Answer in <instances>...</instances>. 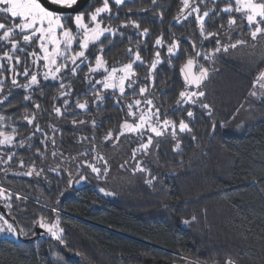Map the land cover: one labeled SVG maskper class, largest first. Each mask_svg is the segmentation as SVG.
Here are the masks:
<instances>
[{
	"label": "trees",
	"instance_id": "trees-1",
	"mask_svg": "<svg viewBox=\"0 0 264 264\" xmlns=\"http://www.w3.org/2000/svg\"><path fill=\"white\" fill-rule=\"evenodd\" d=\"M109 2L113 15H118V19L110 21L114 28L121 26L122 22L135 20L141 30L150 29L148 37H140L135 29L121 26L119 30L125 33L123 38L115 37L113 46L105 41L104 57L109 66L116 62L127 63L129 54L126 49L135 51L134 46L140 42L145 65H134L139 83H144L147 65L155 51H160L162 59H167L166 47H155V39L163 33L165 44L171 43L173 36L180 41V59L172 60L174 67L167 63L158 65L155 88H150V92L155 97L156 107L161 110V120L169 118L178 124L183 119L191 132L177 129L175 139L170 135L154 136L153 146L147 154L137 153L133 159V150L140 143L138 137L127 133L119 136V140L115 137L128 118L126 104L135 99L142 100V97L126 91L117 104L110 92H104V101H95L93 93L88 91L89 85L84 77L88 68L84 66L71 81L72 95L67 97L69 107L59 118L53 112V105L62 107L65 97L53 100V96L59 94L57 81L41 79L43 95L40 90L32 91V99L40 104V110L24 100L27 90L14 88L8 101L0 105V114L11 117L9 123H14L19 130L18 140L32 134L34 124L28 125L22 117L34 112L49 136L53 133L48 125H54L59 131L55 133L56 145L49 142L47 149L41 146L43 137L37 133L30 141L34 145L32 149L26 144L23 148H4L0 153H16V158L8 164L0 162V183L27 197L26 200H17L14 193L11 212L29 231V236H21L23 239L19 241L0 239V264H54V251L70 257L73 264H170L173 261L186 263L185 258L195 264V260L224 264L228 257L236 264H264V100L248 96L255 77L264 69V60L259 57L260 52L257 54L258 48L245 57L247 52H242L241 56L240 53L234 55L233 50L228 55L219 56L215 62L200 59L206 67L215 69L205 84L204 103L214 109L209 117L198 105H176L179 91L184 88L179 68L188 54L195 56L192 42L200 51L215 47L212 39L201 43L195 15L186 14L187 19L184 16L170 24L181 13V0H157L155 5L152 0H128L119 8L112 0ZM93 6H100V0H93ZM208 6H212L211 0ZM223 6L224 0L216 4L217 8ZM161 12L162 20L158 15ZM235 15L239 19V14ZM228 19L227 14L220 13L212 23H206L208 31L220 32L222 43H228V39L220 26H227ZM3 22L11 25L6 19ZM105 23H109L106 18ZM238 30L229 33L233 41L249 39L247 25L242 36ZM7 50L0 48V56ZM20 71H23L22 67ZM94 79H101V76L96 75ZM19 81L24 83V77H19ZM5 87H11L10 79L5 82ZM96 88L101 89L102 85H96ZM77 98L81 102L88 101L86 110L76 108ZM237 109L239 116L235 115ZM186 110L193 111L194 119L187 117ZM233 117H237L236 120ZM72 120L85 123L73 125ZM213 122L216 123L215 132L211 127ZM221 124L232 125L233 130L227 131ZM110 131L113 139L105 140ZM81 137L88 139L81 140ZM177 142L180 150L175 149ZM36 148L45 155H38ZM52 151H57L58 155L53 157ZM84 152L87 156L81 155ZM100 155L108 161L110 168L106 180L96 178L88 164L83 163L88 161L98 165L102 163L97 158ZM18 158L24 159L23 167ZM33 162L37 169L44 168L43 175H15L28 170ZM138 162L148 171H133ZM122 164L123 168L120 167ZM57 167L59 171L50 170ZM77 167L89 179L69 187L68 172L75 173ZM6 168L10 169L7 174L4 172ZM254 178L258 182H254ZM150 179L153 180L151 185L146 183ZM100 187L117 195L104 196L98 191ZM61 192H64L63 196ZM53 208L59 211L68 246L73 252L82 253L83 258L68 252L49 234L36 237L33 221L43 216L47 222L53 223L56 218ZM193 216L195 221H192ZM184 220L191 223L185 224Z\"/></svg>",
	"mask_w": 264,
	"mask_h": 264
},
{
	"label": "snow or ice",
	"instance_id": "snow-or-ice-1",
	"mask_svg": "<svg viewBox=\"0 0 264 264\" xmlns=\"http://www.w3.org/2000/svg\"><path fill=\"white\" fill-rule=\"evenodd\" d=\"M125 2L126 0H112V3L117 8L124 5ZM181 2L183 5L181 15H183L185 10H188V16L195 15L201 43L212 39L215 42V47L211 50L200 51L196 50V43L192 42L195 56L188 54L186 61L179 68L184 88L179 91L176 105L178 107L182 104L189 107L198 105L200 109L211 117L214 109L210 104L204 103V98L206 97L205 83L209 79L210 72L215 69L206 67L200 63V59L215 62L219 56L228 55L238 48L251 47L255 49L258 43L264 41V0H224L222 8L216 7L220 0H211V7L208 6L209 0H181ZM156 3L157 0H152V4L155 5ZM79 4L80 0H0V33H2L0 34V48L8 49L0 56V105L8 101L14 88H18L27 90L28 94L24 96V100L32 102L34 107L40 110V104L35 103L32 99V91L40 90V94L43 95L41 79L44 81H57L59 83V94L53 96V100L65 97L62 107L53 105V112L59 118L64 115L69 107L70 101L67 97L72 95L71 81L77 77L79 72L83 71L82 66H84L88 68V72L84 73L85 80L89 85L88 91L93 93L95 101L103 102L105 99L104 92H110L111 97L116 100L117 104L125 96L126 91H131L133 96L138 95L143 98L142 100L135 99L132 103L126 104V115L128 118L124 120L118 130L119 135L115 137L116 140H119V136L127 133L135 134L139 138L140 143L133 150V159L136 158L137 153L147 154L150 146H153L154 136L163 138L166 135H170L175 139L177 129L179 132H191L189 124L183 119H180L178 124L169 118L161 120V110L156 107L154 103L155 97L150 92V88H155L158 65L167 63L170 67H174L172 60L180 59L178 55L181 50L180 41L173 36L172 42L165 44L163 33L155 39V47H166L167 59H162L160 51H155L152 61L147 65L148 72L143 77L144 83H139L140 78L135 71L134 65L137 67L145 65V61L140 54V42L134 46L135 51H133V48L126 49L129 54L127 63L119 64V62H116L109 66L108 61L104 57L105 41L108 42L109 46H113L115 37L123 38L125 36V33L119 30L120 26L114 28L110 23L112 19H118V15H113L109 0H100V6L95 7L93 6V0H88L86 7L77 11ZM53 6L60 10H53ZM202 6L204 8L203 11H201ZM89 8L93 10L88 11ZM128 11H131V9ZM144 11L147 10L145 9ZM220 13L229 16L227 26L223 24L220 26L227 36L228 43L221 42L220 32L208 31L206 28V23H212L213 19ZM235 14H239V19ZM158 15L162 20L163 13L161 12ZM105 18L109 23H105ZM184 18L187 19V16ZM5 19L11 21L10 26L8 23L3 22ZM176 19L179 20V16ZM245 25L248 27L249 39L240 38L233 41L229 33L239 29L242 36ZM121 26L135 29L136 35L140 37H148L151 34L149 28L141 30L140 24L135 20L122 22ZM128 40L131 42V37H128ZM249 40L252 41L251 44ZM30 49L31 51H29ZM145 50H147L146 44ZM21 67L23 71H20ZM5 72L9 73V76H5ZM96 75H100L101 79H94ZM21 76L25 79L24 83L19 81ZM9 79L11 87L6 88L5 82ZM65 80L68 82L65 83ZM96 85H102V88L97 89ZM248 96L264 100V70H261L255 77ZM142 104L144 107H141ZM75 106L78 109L86 110L88 101L81 102L77 98ZM134 108L138 109V111H133ZM238 112L239 109H237ZM186 115L194 119L193 111L186 110ZM166 116L167 114H165ZM22 119L28 125L34 124V130L29 137L18 140L19 130L14 123H9L11 117L0 114V153L3 152L4 148H23L26 144L29 149H32L34 145L30 141L36 137L37 133L43 137L40 143L44 149L48 148L49 142L53 146L56 145L55 133L59 131L58 128L54 125H48L53 133L52 136H49L48 132L41 128L35 112L31 115L25 114ZM71 123L73 125L77 123L84 124L85 121L72 120ZM92 124L93 126L96 125L95 120L92 121ZM211 127L213 132H215L216 123L213 122ZM221 127H226V125L221 124ZM87 139V137H81V140ZM111 139H113V134L110 131L106 134L105 140ZM156 146L158 147V141ZM175 149L180 150L179 142L176 143ZM36 153L40 156L45 155V152L41 151L40 148H36ZM51 155L55 157L58 152L52 151ZM81 155L87 156V152ZM14 158H16V153L13 151L0 154V162L4 164H8ZM97 158L102 162L103 168L88 161H83V163L88 164L90 172L95 174L96 178L106 180L110 171L108 161L102 155ZM65 159L68 158L66 157ZM18 160L20 166L23 167L24 159L18 158ZM120 167L123 168L124 165L122 164ZM50 170L59 171V167ZM8 171L10 169H4L5 174ZM133 171L146 172L148 169L141 167L138 162ZM43 173L44 168L37 169L35 162H33L22 175L40 177ZM17 174L19 175L20 173ZM68 178L69 187L73 183L86 182L89 179L79 167H77L75 173L69 171ZM254 182L258 181L254 178ZM146 183L151 185L153 180H147ZM98 191L104 196L117 195L116 192L108 191L103 187H100ZM60 195L63 196L64 192H61ZM12 197L13 192L0 185V200H3L5 207L9 209L7 214L0 212V235L8 234L17 238L21 236L28 237L29 231H26L19 224L16 217L12 215ZM15 198L17 200L27 199V197H22L19 193L15 194ZM58 203L59 201H57ZM52 211L56 213L53 223L47 222L41 216L33 221V226L45 229L68 252L83 258L82 253L73 252L72 248L68 246L64 238L65 229L61 226L58 209L53 208ZM195 220L196 217L193 216L192 221ZM183 223L189 224L191 221L184 220ZM53 255L55 256L54 264H73L70 257L62 255L59 251H54ZM185 260L186 264H195L194 261H187V258ZM224 264H236V261L228 257Z\"/></svg>",
	"mask_w": 264,
	"mask_h": 264
},
{
	"label": "rangeland",
	"instance_id": "rangeland-1",
	"mask_svg": "<svg viewBox=\"0 0 264 264\" xmlns=\"http://www.w3.org/2000/svg\"><path fill=\"white\" fill-rule=\"evenodd\" d=\"M126 1H128V0H126ZM91 11H92V9H91ZM122 25V24H121ZM121 27V26H120ZM239 31V30H238ZM2 34V33H1ZM250 42V44L252 43V41H249ZM256 48H258L257 49V54L259 53V57H261V60H264V58H262V57H264V41H262L261 43H258V45L256 46ZM255 48V49H256ZM255 49H253V48H251V47H249V48H238V50H234V52H233V54L234 55H238L239 53H240V55L242 56L243 54H241L242 52L244 53V52H247V54L246 53H244L245 55L243 56V57H245V56H247V55H251V54H253V52H254V50ZM240 51V52H239ZM264 70V69H263ZM6 76H9V73H7L6 74ZM253 85V84H252ZM258 89V88H257ZM258 101H263V100H258ZM141 107H144V105L142 104V106ZM236 116L238 115H240V114H238L237 112H236V114H235ZM236 118L237 117H235L234 118V120H236ZM231 123V122H230ZM226 125V127H224V129H226L227 131H230V130H233L232 129V125H229V124H225ZM132 135H134V136H136L135 134H132ZM153 136H154V134H153ZM139 139V138H138ZM146 142V141H145ZM120 162V161H119ZM117 164H116V168H117V166H118V161L116 162ZM98 167H101L102 168V163H98V165H97ZM95 175V174H94ZM0 185H2L5 189H7V190H10V191H12L11 189H9V188H11V187H9V186H7V185H5V184H3V183H0ZM13 192V194L15 193L14 191H12ZM16 194V193H15ZM3 203V205L5 206V202L3 201V200H1ZM12 201H13V199H12ZM12 201H11V203H12ZM49 236H51L50 234H49ZM52 237V236H51ZM2 238H10V239H13V240H16V241H19V237L17 238V237H14V236H11V235H8V234H4V235H0V239H2ZM191 260H193V259H191ZM196 261H198V260H196Z\"/></svg>",
	"mask_w": 264,
	"mask_h": 264
},
{
	"label": "water",
	"instance_id": "water-1",
	"mask_svg": "<svg viewBox=\"0 0 264 264\" xmlns=\"http://www.w3.org/2000/svg\"><path fill=\"white\" fill-rule=\"evenodd\" d=\"M87 3H88V0H80L79 7H78L76 10L79 11V10L84 9V8L86 7ZM53 10H60V9L56 8L55 6H53ZM187 11H188V10H185L184 13H183V15H181V13H180V14H178L177 16H175V17L171 20L170 24H173V23L177 22L178 20L176 19V17H178V16H179V20H180L181 18H183V17L187 14ZM185 61H186V60H185ZM179 74H180V72H179ZM209 78H210V76H209ZM180 80H181V82H182V76H181V74H180ZM208 81H209V79L206 81V83H207ZM206 83H205V84H206ZM15 175H17V176H25V175H22V173H20L19 175H18V174H15ZM8 211H9V210H8L3 204L0 203V212H3V213H5V214H7ZM35 233H36V237H38V238H42V237H45V236L48 235V233L46 232V230L43 229V228H40L39 226H35ZM170 264H186V263H182V262H179V261H173V262L170 263Z\"/></svg>",
	"mask_w": 264,
	"mask_h": 264
},
{
	"label": "built area",
	"instance_id": "built-area-1",
	"mask_svg": "<svg viewBox=\"0 0 264 264\" xmlns=\"http://www.w3.org/2000/svg\"><path fill=\"white\" fill-rule=\"evenodd\" d=\"M196 261V260H195ZM196 264H206L204 262H201V261H196Z\"/></svg>",
	"mask_w": 264,
	"mask_h": 264
},
{
	"label": "flooded vegetation",
	"instance_id": "flooded-vegetation-1",
	"mask_svg": "<svg viewBox=\"0 0 264 264\" xmlns=\"http://www.w3.org/2000/svg\"><path fill=\"white\" fill-rule=\"evenodd\" d=\"M0 203H1V202H0ZM1 204H2V203H1ZM8 210H9V209H8ZM20 239H23V238H22V237H19V240H20Z\"/></svg>",
	"mask_w": 264,
	"mask_h": 264
}]
</instances>
